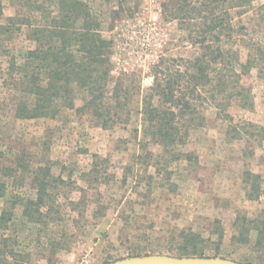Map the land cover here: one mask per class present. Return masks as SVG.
Listing matches in <instances>:
<instances>
[{"label":"rangeland","instance_id":"obj_1","mask_svg":"<svg viewBox=\"0 0 264 264\" xmlns=\"http://www.w3.org/2000/svg\"><path fill=\"white\" fill-rule=\"evenodd\" d=\"M85 1L112 40L113 81L133 79L142 89L161 56L193 52L187 32L163 14L162 0H130L122 10L114 0ZM1 2L0 24L28 14L17 0ZM251 4L230 11L264 51V0ZM114 10L120 13L111 22ZM8 35L0 30V212L11 218L0 221V252L6 238L22 264H107L147 254L264 264V248L253 245L256 223L264 220V70L243 77L252 99L248 107L232 102L225 109L232 126L219 102H205L203 123L164 149L143 136L137 114L112 127L97 125L75 109L79 95L74 108L53 116L17 118L8 66L33 42L25 30ZM38 168L50 197L34 213L39 219L29 220L21 204L35 199L31 172ZM185 245L202 254L180 255Z\"/></svg>","mask_w":264,"mask_h":264},{"label":"trees","instance_id":"obj_2","mask_svg":"<svg viewBox=\"0 0 264 264\" xmlns=\"http://www.w3.org/2000/svg\"><path fill=\"white\" fill-rule=\"evenodd\" d=\"M17 1L28 14L17 12L6 17L0 30L10 37L25 30V37L33 42L32 47L20 49L8 66L17 91L15 116L20 119L49 117L60 108H74L79 95L82 102L75 109L97 125L112 127L137 114L143 136L167 149L183 143L189 131L203 123L200 107L205 102H219L217 106L231 124L232 117L225 109L232 102L241 107L251 103L250 88L242 82L243 77L253 68L260 73L264 70L263 49L246 37V25L235 21L230 11L250 8L251 0H162L163 14L176 19L187 32L193 52L189 56H161L150 66L151 84L142 89L133 79L126 85L125 77L111 80L112 40L104 35V19L85 0ZM114 1L122 10L130 0ZM119 10L112 11L111 22ZM110 82L113 84L108 88ZM133 94L137 95L135 100ZM31 175L36 182L35 199L21 205L23 214L36 220L40 216L33 218L34 213L40 214V207L50 197L49 186L45 174L39 176L40 168ZM4 193L0 184V196ZM10 218L11 214L0 212V221ZM256 224L253 245L260 249L264 248V220ZM6 242L3 238L6 250L0 252V264H22L23 257ZM179 249L180 255L202 254L199 250L188 252L186 245Z\"/></svg>","mask_w":264,"mask_h":264},{"label":"water","instance_id":"obj_3","mask_svg":"<svg viewBox=\"0 0 264 264\" xmlns=\"http://www.w3.org/2000/svg\"><path fill=\"white\" fill-rule=\"evenodd\" d=\"M107 264H246L235 260L212 256L178 257L167 254H147L125 257Z\"/></svg>","mask_w":264,"mask_h":264}]
</instances>
